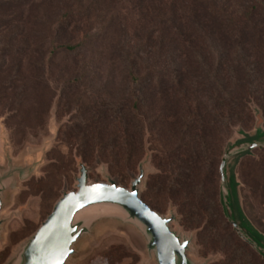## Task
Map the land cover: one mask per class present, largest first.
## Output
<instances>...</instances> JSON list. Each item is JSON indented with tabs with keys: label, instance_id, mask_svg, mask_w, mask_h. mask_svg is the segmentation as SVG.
<instances>
[{
	"label": "rangeland",
	"instance_id": "374dc122",
	"mask_svg": "<svg viewBox=\"0 0 264 264\" xmlns=\"http://www.w3.org/2000/svg\"><path fill=\"white\" fill-rule=\"evenodd\" d=\"M63 2L59 6L55 0H0V157L5 140L16 164L39 157L41 165L14 193L4 213L5 217L15 216L5 226L0 243V264L13 260L63 194L76 191L81 165L89 169L91 183L106 182L105 176H108L117 185L129 189L139 174L140 165L145 163L141 196L147 191L150 179L162 174L157 143L159 129H162L159 122H155L152 129L145 126L144 151L134 165L122 173L110 169L99 146H94L92 157L85 159L82 144L85 125L90 124L95 143L120 131L127 149H131L130 144L134 148L131 126L123 135L124 122L112 124L105 120L94 124L92 114L86 110L98 101L96 97L100 93L116 99L122 77L116 71L115 51L120 44L142 43L145 49L150 26L132 6V0ZM71 8L76 14H70V27L66 33L59 32L57 22L61 10L66 13ZM64 45L81 47L73 55L59 51ZM195 98L201 106H214L200 94ZM157 108L163 113L166 106L158 105ZM158 110L153 107L150 117L154 119ZM252 110L254 123L247 128L235 126L222 138L219 174L222 159L237 141L238 132L253 131L258 118L264 127L263 111L254 105ZM127 123L131 125L130 120ZM256 138L264 139V135ZM226 183L230 217L264 248V237L258 233V230L264 232V149H255L248 156L230 161ZM218 199L221 203V176ZM171 213L177 216L173 229L194 237L190 253L194 262L220 264L226 259L222 252L208 250L200 241L205 224L198 229L185 228L178 207L169 201L160 214L170 216ZM218 226L224 241L231 242L236 236L264 261L240 238L226 217ZM76 250L70 264H156L146 254L145 242L138 232L118 221L96 224L92 235L82 239Z\"/></svg>",
	"mask_w": 264,
	"mask_h": 264
},
{
	"label": "trees",
	"instance_id": "16d2710c",
	"mask_svg": "<svg viewBox=\"0 0 264 264\" xmlns=\"http://www.w3.org/2000/svg\"><path fill=\"white\" fill-rule=\"evenodd\" d=\"M132 4L150 26L149 43L145 49L142 43L118 45L115 64L122 82L117 97L100 93L86 111L94 124L124 122L123 135L131 126L134 148L130 144L127 149L120 131L95 143L87 124L84 158H91L93 147L99 146L110 169L122 173L144 151L145 126L152 129L155 122L161 123L157 143L162 174L150 179L142 200L159 213L172 201L185 228L205 224L200 241L206 249L223 253L226 259L220 264H264L236 236L224 241L218 226L225 220L218 199L222 138L235 126L254 123L253 105L264 113V0ZM70 10H61L59 32L68 31L70 14H76ZM80 47L64 45L59 51L75 55ZM198 94L212 101L213 108L201 106ZM156 104L165 105V112ZM153 107L159 112L154 119Z\"/></svg>",
	"mask_w": 264,
	"mask_h": 264
},
{
	"label": "water",
	"instance_id": "95a60500",
	"mask_svg": "<svg viewBox=\"0 0 264 264\" xmlns=\"http://www.w3.org/2000/svg\"><path fill=\"white\" fill-rule=\"evenodd\" d=\"M238 135L237 141L226 152L220 166L221 204L225 217L240 238L264 259V248L244 233L230 217L228 203L230 194L226 183V170L230 161L240 156H248L255 149H264V139L256 138L257 135H264L260 118L257 119L253 131L241 130ZM2 142L0 243L5 226L11 217L15 216H4L14 193L18 192L21 184L34 176L41 166L39 157L23 164H16L10 156L7 142L5 140ZM89 173V169L81 165L76 180V191L62 195L52 212L33 236L20 247L9 264H70L77 254V244L92 235L96 224L108 220L118 221L135 229L145 242L146 254L156 264H198L190 258L194 237L173 229L177 216L174 213L163 216L142 200V188L146 177L145 163L140 165L139 174L132 180L129 189L117 185L108 176H105L106 182L91 183ZM255 228L258 230L256 226ZM258 233L264 237V232L258 230Z\"/></svg>",
	"mask_w": 264,
	"mask_h": 264
},
{
	"label": "bare ground",
	"instance_id": "6f19581e",
	"mask_svg": "<svg viewBox=\"0 0 264 264\" xmlns=\"http://www.w3.org/2000/svg\"><path fill=\"white\" fill-rule=\"evenodd\" d=\"M116 213H118V212L116 211Z\"/></svg>",
	"mask_w": 264,
	"mask_h": 264
}]
</instances>
